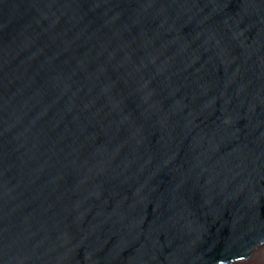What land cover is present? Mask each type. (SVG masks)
Masks as SVG:
<instances>
[{"label": "water", "instance_id": "95a60500", "mask_svg": "<svg viewBox=\"0 0 264 264\" xmlns=\"http://www.w3.org/2000/svg\"><path fill=\"white\" fill-rule=\"evenodd\" d=\"M264 0H0V264H253Z\"/></svg>", "mask_w": 264, "mask_h": 264}, {"label": "bare ground", "instance_id": "6f19581e", "mask_svg": "<svg viewBox=\"0 0 264 264\" xmlns=\"http://www.w3.org/2000/svg\"><path fill=\"white\" fill-rule=\"evenodd\" d=\"M253 264H264V250L253 255Z\"/></svg>", "mask_w": 264, "mask_h": 264}]
</instances>
